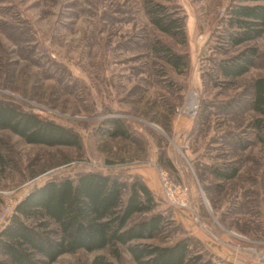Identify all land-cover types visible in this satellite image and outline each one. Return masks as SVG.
<instances>
[{"label":"rangeland","instance_id":"obj_1","mask_svg":"<svg viewBox=\"0 0 264 264\" xmlns=\"http://www.w3.org/2000/svg\"><path fill=\"white\" fill-rule=\"evenodd\" d=\"M149 1L180 17L185 35L157 29L145 10ZM235 3L0 0V99L69 127L81 139L80 148L29 144L0 128V227L34 187L95 171L139 178L152 190L166 229L149 242L168 245L191 236L177 218L181 211L236 257L247 254L264 264L244 250L264 255V140L253 128L251 100L254 81L264 78V33L251 43L258 48L254 66L224 78L219 62L244 48L226 43ZM157 45L184 57L182 72L156 52ZM191 101L199 107L194 117L179 112ZM111 119L122 120L129 137L108 136ZM233 167L232 180L217 177L216 169ZM162 174L187 189L189 208L166 199ZM191 237L193 252L230 264ZM98 254L136 264L125 247L119 261L108 250H79L53 264H90Z\"/></svg>","mask_w":264,"mask_h":264},{"label":"trees","instance_id":"obj_2","mask_svg":"<svg viewBox=\"0 0 264 264\" xmlns=\"http://www.w3.org/2000/svg\"><path fill=\"white\" fill-rule=\"evenodd\" d=\"M254 2V3H251ZM145 10L150 22L161 32L185 35L183 21L161 3L149 1ZM226 43L244 48L219 62L220 74L236 79L254 66L258 48L251 43L264 33V0H237L228 17ZM157 53L178 72L186 67L183 56L165 45ZM252 106L257 114L253 128L264 140V78L253 83ZM0 128L8 129L26 143L80 148L81 139L71 128L0 99ZM108 136L129 137L120 119H111ZM221 180H232L236 168L216 169ZM158 201L139 178L128 181L119 175L85 172L75 178L49 179L31 189L5 217L0 227V264H53L60 256L79 250H108L117 261L122 247L136 264H213L203 251L193 252L191 236L161 245L151 243L165 232V216L155 212ZM136 214H144L133 221ZM90 264H115L105 254Z\"/></svg>","mask_w":264,"mask_h":264},{"label":"crops","instance_id":"obj_3","mask_svg":"<svg viewBox=\"0 0 264 264\" xmlns=\"http://www.w3.org/2000/svg\"><path fill=\"white\" fill-rule=\"evenodd\" d=\"M177 218H180L185 223L186 229L191 230L189 233L191 236H195L199 241H202L209 247L211 252L230 264H254L253 258H250L247 254L235 255L232 254V250L222 246L218 240H215V236L212 235L207 228L198 221H193V218H188L185 212H179Z\"/></svg>","mask_w":264,"mask_h":264},{"label":"built area","instance_id":"obj_4","mask_svg":"<svg viewBox=\"0 0 264 264\" xmlns=\"http://www.w3.org/2000/svg\"><path fill=\"white\" fill-rule=\"evenodd\" d=\"M198 104L197 101L191 103H187L181 110H179L180 113L186 114L188 116L194 117L195 114L198 111ZM161 182L164 186V193L166 199L173 205L179 207V208H189V202L187 201V189L182 187L181 185H175L168 181V179L162 174L161 176ZM9 210V209H8ZM12 210V209H11ZM5 218V215H4ZM239 248H241L239 246ZM245 251L253 252L257 254V256L263 260L264 255L259 254L255 249L253 248H244Z\"/></svg>","mask_w":264,"mask_h":264}]
</instances>
